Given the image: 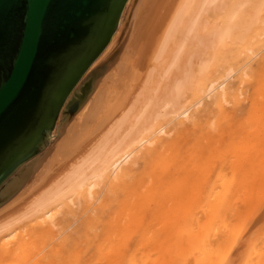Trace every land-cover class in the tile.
Instances as JSON below:
<instances>
[{
	"label": "bare ground",
	"instance_id": "obj_1",
	"mask_svg": "<svg viewBox=\"0 0 264 264\" xmlns=\"http://www.w3.org/2000/svg\"><path fill=\"white\" fill-rule=\"evenodd\" d=\"M139 1L128 0L108 47L64 105L53 133H61L62 121L73 114L69 106L83 79L94 73L103 74L105 67L111 70L100 82L97 80L93 95L76 118L78 122L68 127L51 164L48 163L49 169L46 166L48 171L40 173L34 167L47 156L38 155L18 169L5 185L3 194L11 196L23 189L16 202L33 194L39 197L26 205L21 217L0 226V264H182L184 249L188 247L196 249L195 264H210L218 257L216 253L213 258L209 256L216 251L214 245L223 249L228 244L224 241L230 235L232 212L230 169L237 163L238 172L243 157L236 158L238 161H233L232 166L229 158V171L220 167L224 165L219 164L223 156L219 161L215 159L213 164L220 167L215 178L210 173L204 175L207 170L200 173V161L205 163L203 155L210 150L220 153L216 145L224 141L227 145L223 136L230 133L232 126L244 125L247 118L253 119L252 124L257 120L253 123L255 116L264 118V53L257 64L254 57L256 65L251 61L254 55L243 57L256 53L251 50L253 47L248 52L247 47L255 43V48L258 39L264 40V0H151L139 11L138 20L134 21L137 34L129 40L130 35H125L129 33L128 21ZM127 38L129 47L118 56L123 46L119 42L125 39L126 43ZM240 44L248 53L241 55L244 48L240 49ZM235 66L240 80L233 77ZM216 69L220 71L218 75ZM232 79L239 81L232 83ZM252 79L255 83L249 88L244 85L248 90L254 87L250 93L242 84L249 85ZM243 93L245 100L251 102L250 108L243 105ZM81 103L77 100L78 109ZM231 103L234 106L230 107ZM242 125V129L248 127ZM217 137L225 139L217 144ZM229 145L225 153L228 156L233 152L228 153ZM210 156L208 166L216 157ZM225 156L226 164L229 159ZM260 161L251 162L259 168ZM211 165L204 164L207 169L214 167ZM35 170L39 173L36 176ZM237 172H232L233 178L234 174L240 176ZM153 226L156 238L151 240L156 239L154 245L163 251L153 260L149 255L140 258L132 250V236L136 237L139 231L149 233L155 229ZM121 236H128L123 239L129 243L125 248H130L128 251L114 250L113 245ZM106 245L110 247L108 252ZM210 247L211 251L214 249L212 253ZM185 251L191 255L189 249Z\"/></svg>",
	"mask_w": 264,
	"mask_h": 264
},
{
	"label": "water",
	"instance_id": "obj_2",
	"mask_svg": "<svg viewBox=\"0 0 264 264\" xmlns=\"http://www.w3.org/2000/svg\"><path fill=\"white\" fill-rule=\"evenodd\" d=\"M127 2L0 0V204L14 173L51 144L64 105L108 47Z\"/></svg>",
	"mask_w": 264,
	"mask_h": 264
},
{
	"label": "rangeland",
	"instance_id": "obj_3",
	"mask_svg": "<svg viewBox=\"0 0 264 264\" xmlns=\"http://www.w3.org/2000/svg\"><path fill=\"white\" fill-rule=\"evenodd\" d=\"M151 2V0H140L139 1V3H136L135 4V6H134V14L132 13V15L130 16L131 18H129V21H128V28H127V30L126 31H129V33H127V34H125L126 36H129L130 37V39L129 40H131L132 38H134L135 36H136V34H137V32H136V30H134V28L137 26V22H134V21H137L138 20V15H139V11H143L144 9H145V7H147L148 6V3H150ZM146 4V5H145ZM135 23V24H134ZM262 36H260V38H261ZM263 38H264V36H263ZM125 39H123V41L121 42H119L120 44L122 43V47H121V50H120V52H119V54H118V56L120 55V53L122 54L123 53V51H124V49L126 48V46H128L129 47V45H128V43H129V40H128V38L126 39V43H125V41H124ZM264 41V40H263ZM263 41H262V39L261 40H257V43L258 44H261L262 45V47H264V44H263ZM131 42V41H130ZM256 45V47L254 48V46H255V43H254V46H253V44L250 46V48L249 47H245L246 48V50L247 49H249V51H250V49H251V47H253L251 50H254L256 53L255 54H253V52H252V54H251V52H250V54L247 52V51H244L245 50V48L243 47V45H239L240 46V49H243L242 51L243 52H241V55H242V53H244L245 52V54H246V52L248 53V54H246V55H244L243 57H245V56H249V55H254V56H249V57H251V61H253L252 63L254 64V65H256L257 63H259V56H261V55H263L262 53H264V48H262L261 47V45L259 46V45ZM237 44H235V46H236ZM245 45V44H244ZM258 47V48H257ZM237 48H239L238 47V45H237V47H236V49ZM259 49V50H258ZM259 51H260V53H259ZM262 52V53H261ZM124 53H125V51H124ZM259 53V54H258ZM257 54V55H256ZM256 55V56H255ZM117 56V57H118ZM247 57H245L246 59H247ZM254 57H257L256 59L254 58ZM220 59V58H219ZM219 59H218V61H219ZM250 59V58H249ZM253 59H255V60H257V61H255V60H253ZM254 61H255V63H254ZM220 62V61H219ZM218 64H220V67H221V63H218ZM217 66H219V65H217ZM219 67V69H221V70H223L222 69V67L220 68ZM237 66H235V68H236ZM233 69V71H236V72H233L232 74H233V77H235V78H237L238 77V75H236V73L239 71V69H238V67H237V69ZM217 69H218V67H217ZM217 69H216V71H217ZM218 69V70H219ZM107 70V71H106ZM111 70H109L108 71V69L105 67L103 70H102V73L103 74H100V75H97V74H91V76H89L88 78H86V79H83V82H82V84H81V86H80V89H79V91H77V93L76 94H74V96L72 97V101H71V103H70V106L69 107H72V106H74L75 104H76V102H77V100H81L82 101V103H81V107L78 109V110H76L68 119H66V121H62V123H64V129L61 131V133L57 130H55V132L54 133H52L51 134V136H54V137H49V141H50V145L47 147V148H45L43 151H41L40 152V157H43V156H45V155H47V156H45V157H43V158H45V159H43L42 160V162L40 161V163L38 162L37 163V166H34L35 168H36V170L38 171V172H42V171H48V169H49V166H50V164H51V161H52V159H51V157H52V155H54L55 154V152H57V149H59V144L63 141V139H64V137L67 135L66 133H68V127L70 128L73 124H74V122H78L77 120H76V118L77 119H79V115H80V113H81V110H82V108L84 107V106H86V104L89 102V99H90V97L93 95L92 93H94V88H95V86L97 85V82L99 81H101L103 78H104V76L106 75V72H110ZM220 73V71H217L216 72V74L217 73ZM218 73V74H219ZM217 74V75H218ZM235 74V75H234ZM239 74V73H238ZM237 76V77H236ZM232 77V78H233ZM218 79V78H217ZM238 79H239V77H238ZM98 80V81H97ZM159 79H157L156 81H158ZM235 80H237V79H232V83H234V81ZM240 80V79H239ZM239 80H237V81H239ZM236 81V82H237ZM248 81V80H247ZM246 81V82H247ZM250 81V80H249ZM251 81H253V83H251ZM250 81V84L248 85V84H242L243 85V87H244V89H246V88H249V86L250 85H252V84H254L255 83V80L254 79H252ZM95 85V86H94ZM244 85H246V88H245V86ZM248 86V87H247ZM252 88V89H251ZM254 87L253 86H251L250 87V90H248V89H246L247 91H249L250 93H252V90H254L253 89ZM245 90V92H247ZM248 93V92H247ZM245 95V93H243V102H245V104H243L244 105V107H248V108H250L251 107V102L250 101H248V100H245L246 98H244V97H246V95ZM75 102V103H74ZM246 102H247V104L248 105H246ZM233 103V102H232ZM232 103L231 104H229L230 105V107L231 106H234V105H232ZM68 111V110H67ZM254 111V110H253ZM251 112V111H250ZM258 115V114H257ZM66 116H69V113H67L66 114ZM258 117V116H257ZM256 116H255V118H254V121H253V123L255 122V120H256V122L254 123V124H252L251 122H252V120L253 119H251L250 121L248 120V118L246 119L247 120V122L245 121V122H243V123H245L244 125L245 126H247L248 124L247 123H249V125H248V127H246L245 129H248L249 128V126H250V128L251 129H248V130H246L247 132H243V133H241V131H240V129L241 130H243L242 129V127H240L241 125H242V123H241V125L239 126V125H236V126H232V128H231V130H230V133H226L225 134V136H223V137H225L226 139H227V141H229V143H230V145L228 144V142L226 141V143H227V145L226 144H224L225 143V141L223 142L222 140H224V139H222V140H220V138L221 137H217V139H216V141H214L215 143L217 142V144H218V141L219 142H223V143H220V144H218L219 146H220V148H219V146L218 145H216L218 148H216V150L217 149H221V151H223V152H221L220 150H218V151H220V153L222 154H218V152L216 153L215 152V150L213 151V150H210L211 148H209V150H210V152L209 151H207V152H209V153H211L213 156L215 155L216 157H212L213 158V160H212V158L210 159V161H211V164H209V166L211 165V166H213L214 164L213 163H216L215 161V159H218L217 161H219V159H220V157H222V159L224 160L225 159V155H229V154H225V153H227L226 152V148H228V145H229V149H228V153H230L231 151H233V152H231L230 153V156H228V158L227 159H229V158H232L231 159V161H232V163L230 162V159H229V163L225 160V162H226V164L224 163V161L223 160H221L220 162H219V164L220 165H222L221 163H223L224 165L223 166H220V167H223V168H225V169H227L228 170V168L230 169V167L229 166H232L233 165V161H234V163H235V161H236V158H240V157H243V159L241 158V160H240V162L242 163V167L240 168V166H239V171L237 172V166H238V164L237 163H235V165H237L235 168H233L234 167V165H233V167H231V169H230V180L231 181H234L235 182V184H234V182L232 183L231 181H230V183L231 184H233V185H230L231 187H233L232 189H230V193L233 195V197L232 196H230V210L232 211L231 213H230V222H229V224H228V228H230V235H229V232H228V235L230 236H226V240L224 241V244L226 245V241H227V245L226 246H223L222 244V246H223V249H222V247L221 246H215L214 245V249H216V251L215 252H213L212 253V251L214 250H212L211 251V247H210V252L212 253V255H209V256H212L211 258H213V255H215L214 253H216V256H218L217 258L215 257L214 259H217V260H214L215 262H211L210 264H256V263H259V264H264V149H262V147L264 146V131H263V133H261L262 132V129H263V124H264V118L263 117H258L257 118ZM260 118V119H259ZM262 118H263V120H262ZM261 120L262 122H260L259 120ZM237 121H239V120H237ZM242 121V120H241ZM260 122V123H259ZM230 123H236L235 121L234 122H230ZM258 123V124H257ZM262 123V124H261ZM247 124V125H246ZM262 126H261V125ZM244 125H242V126H244ZM254 126L253 128H252V126ZM257 125L258 126H261V128L260 127H258V128H256L257 127ZM237 126L240 128H238V129H236L237 128ZM244 126V127H245ZM231 127V126H230ZM236 127V128H235ZM233 128L234 129H236V131L238 132V130H239V134L236 132V131H233ZM254 128H256V131H255V129ZM245 129L243 130V131H245ZM252 129H254V130H252ZM258 129L259 130H261V131H258ZM250 130V131H249ZM264 130V129H263ZM65 131V132H64ZM232 131L233 132H235V133H232ZM245 133H246V135H245ZM248 133V134H247ZM250 133H253V135L251 134L250 135ZM242 134V135H241ZM237 135V136H236ZM239 135V136H238ZM244 135V136H243ZM230 136V137H229ZM231 136H233V137H231ZM235 136V137H234ZM209 137V136H208ZM239 137V138H238ZM251 137V138H250ZM257 137H260V138H257ZM52 138V139H51ZM254 138V139H253ZM257 138V139H256ZM238 139V140H237ZM249 139H250V142L251 143H249ZM253 139V140H252ZM237 140V141H236ZM259 140V141H258ZM249 143V144H248ZM252 144V145H251ZM260 144V145H259ZM226 145V148L224 147ZM251 145V146H250ZM263 145V146H262ZM57 146V147H56ZM239 148H238V147ZM258 146V147H257ZM253 147H254V149H253ZM260 147H261V149H260ZM57 148V149H56ZM214 148V149H215ZM264 148V147H263ZM56 149V150H55ZM212 149H213V147H212ZM244 150V151H243ZM206 151L204 152V151H201V152H203V154H205L206 153ZM213 151V152H212ZM225 151V152H224ZM240 151V152H239ZM256 151H260L259 152V154H256L257 152ZM238 152L239 153H241V156H239V154H238ZM253 152H255V153H253ZM209 153H207L209 156L211 155V154H209ZM214 153H216V154H214ZM232 153H234V155L232 154ZM42 154V155H41ZM202 154V155H203ZM220 155L218 158H217V156L218 155ZM224 154V155H223ZM208 155H203V156H205V160H204V157L202 158L203 160H204V162L205 163H201V161H200V164L202 165L203 164V166H202V168L200 167V169H202V171L200 170V173L201 172H205V170H207L208 171V169H210L209 170V172H205V174L204 175H206V173H207V175H208V173H210L209 174V176L211 177V178H215L216 176H217V174H218V171H219V169H220V167L218 166V164H215L214 165V167H211V168H206L205 166H204V164L206 165V166H208V164H206L207 162H208V159H209V157H207ZM211 155V156H212ZM210 156V157H211ZM225 156V157H224ZM239 156V157H238ZM255 156H257V157H255ZM39 157V156H38ZM233 157H234V159H233ZM259 157H262V159L261 158H259ZM208 158V159H207ZM51 159V160H50ZM251 159V160H250ZM260 159V160H262V161H260V163L261 164H259L258 165V163H257V166H259V168H257L255 165L256 164H253V162H255V161H258V160ZM50 161V162H49ZM214 161V162H213ZM223 161V162H222ZM238 161V160H237ZM236 161V162H237ZM244 161V162H243ZM251 161H253V162H251ZM251 162V163H250ZM262 162H263V164H262ZM48 163H50V164H48ZM231 163V165H227V164H230ZM239 163V162H238ZM256 163V162H255ZM39 164V165H38ZM49 165V166H48ZM200 165V166H201ZM228 166V168H227V166ZM239 165H241V164H239ZM262 165V166H261ZM46 166H47V168H46ZM208 166V167H209ZM216 166V167H215ZM217 166L219 167L218 169H214V168H217ZM205 167V168H204ZM256 169H255V168ZM260 167H261V171L259 170L260 169ZM250 169V171L248 172L247 170H249ZM34 169V168H33ZM242 170V172H241V170ZM257 169H258V171H257ZM263 169V170H262ZM35 170V172H34V174H35V176L37 175V171ZM204 170V171H203ZM216 171V172H214V176L212 175L213 173H212V171ZM235 170V171H234ZM254 170V171H253ZM211 171V172H210ZM229 171V170H228ZM232 172H234L235 174H236V172H237V174L238 173H240V176H239V174L238 175H235L234 174V176H236V177H238V178H236V177H232L233 176V173ZM243 172H245V173H243ZM252 172H253V175H252ZM256 172V173H255ZM258 172H260L259 174H258ZM203 173H201V174H203ZM215 173H216V175H215ZM247 173V174H246ZM251 173V174H250ZM254 173L256 174V175H254ZM39 174V173H38ZM257 174H258V176H257ZM262 174V175H261ZM204 175H201V176H204ZM243 175V176H242ZM249 175V176H248ZM259 175H261V176H259ZM208 176V177H209ZM246 178H245V177ZM252 176V177H251ZM257 176V179L255 178ZM263 176V177H262ZM239 177H241L240 178V180H239ZM258 177H260V179L258 178ZM236 178V179H235ZM243 179V180H242ZM247 181H246V180ZM255 179H256V182H255ZM259 179V180H258ZM236 180H237V182H236ZM239 180V181H238ZM245 180V181H244ZM249 180V181H248ZM263 180V181H262ZM262 181V182H261ZM238 182L240 183V184H238ZM254 182H255V184H254ZM258 182V183H257ZM245 183V184H244ZM259 183H260V185H259ZM236 184H238V186L236 185ZM244 186H243V185ZM256 185H258L259 187H257ZM235 186H237V188H235ZM242 186V187H241ZM249 186V187H248ZM250 186H252V187H250ZM230 187V188H231ZM247 188V189H246ZM252 188H253V190H252ZM256 188H259L258 190L256 189ZM245 189V190H244ZM256 189V190H255ZM261 189V190H260ZM21 190H23V189H21ZM21 190H19V191H17L18 193H15V195L13 196H10L9 198H8V200H5L4 202H2L1 204H0V226L2 225V224H4V223H6V222H8V221H10V220H14V219H18L19 217H21L22 216V214H23V212H24V210L26 209V205L29 203L30 204V202L32 201V199L34 200V199H36L35 197L37 196V197H39L38 195L39 194H33V195H29L30 197H28V198H25V200H22V201H17L16 202V200H15V198L17 199V197H18V195L21 193ZM236 190H238L237 192V197H236V195L235 194H233ZM243 190V191H242ZM248 190V191H247ZM247 191V192H246ZM251 191V193H249ZM253 191H255V192H253ZM257 191V192H256ZM236 193V192H235ZM248 195H247V194ZM257 193V194H256ZM230 194V195H231ZM242 194V196L240 197V195ZM243 194L245 195V196H243ZM247 195V196H246ZM234 196H235V198H234ZM248 196H250V197H248ZM12 197V198H11ZM232 197V198H231ZM10 198H11V200H10ZM237 198V199H236ZM14 199V201L16 202V203H14V201H12ZM232 199L233 200H235V201H233L232 202ZM13 203V204H11L10 206H9V204L10 203ZM236 203V204H235ZM28 204V205H29ZM232 204V205H231ZM235 204V205H234ZM28 205H27V207H28ZM237 205V206H236ZM9 206V207H8ZM4 207V208H3ZM6 208V209H5ZM234 209V210H233ZM236 210V211H235ZM235 211V212H234ZM240 211V212H239ZM234 215V216H233ZM242 215V216H241ZM237 216V217H236ZM239 217V218H238ZM238 218V219H237ZM231 224V225H230ZM22 224L21 223H19L18 224V226H21ZM154 227V226H153ZM155 229L153 230V228L150 230V232L148 233H145V232H142L141 234L139 233V232H137L138 234L136 235V237H137V239H136V237H134V236H132V239L133 240H131L130 242H132L131 244L134 246L133 248L134 249H132V250H134L136 253L138 252V254H139V256H140V258H145V255H149V259L150 260H153V259H156L155 257H157L160 253H162V251H163V249L162 248H158V246L157 245H154V244H157L155 241H156V239H154V241L152 242V240H153V237H155L156 236V232H155V230H156V227H154ZM154 232H153V231ZM229 230V229H228ZM153 233V235H152V233ZM127 234V233H126ZM141 236H140V235ZM147 234H149L148 236H146ZM155 234V235H154ZM128 235V234H127ZM146 236V237H145ZM122 237V236H121ZM128 237V236H127ZM126 236H124V237H122V238H120L119 240H117V243H116V241H115V245H113V247L115 248L114 250H116V251H118V252H120V250L121 251H125V250H129V249H125V248H127V245L129 244H127V243H125V240L123 241V239H125V238H127ZM134 237V238H133ZM141 237V238H140ZM148 237V238H147ZM229 237V238H228ZM156 238V237H155ZM121 239H122V241H121ZM144 239H146V240H144ZM152 239V240H151ZM150 240V241H149ZM229 240V241H228ZM120 243H119V242ZM143 241L145 242V243H143ZM140 242H142V243H140ZM147 243H149V245L147 244ZM153 243V244H152ZM127 244V245H126ZM215 244V243H214ZM213 245V244H212ZM157 246V247H156ZM123 247V248H122ZM192 247V246H191ZM216 247H218V248H216ZM221 247V248H220ZM194 248V247H193ZM225 248V249H224ZM125 249V250H124ZM190 250L191 251V255H189L188 254V252L187 251H185V250ZM195 249V248H194ZM194 249H190L189 247L188 248H186V249H184V254L185 255H183V261H182V259H181V261H182V264H183V262H187L188 264H190V262H191V264H195L194 262H195V259H197L198 257L196 256L197 254H196V249L194 250ZM110 250V247L109 246H107L106 245V252H108ZM131 250V251H132ZM161 250V251H160ZM222 252H221V251ZM167 251V250H166ZM193 251H195V254H193L194 252ZM130 252V251H129ZM128 252V253H129ZM209 252V253H210ZM210 253V254H211ZM261 254V255H260ZM144 255V257H142ZM186 255H189V257L187 256L186 257ZM195 255V256H194ZM106 257L108 256V253H106V255H105ZM184 256H185V258H187V259H184ZM194 256V257H193ZM261 256V257H260ZM193 257V258H192ZM190 258H191V260H190ZM209 258V257H208ZM211 258H209V260H211ZM194 259V260H193ZM260 259V260H259ZM106 261H108V259L106 258L105 259ZM149 260V261H150ZM179 260L180 259H176L175 261L176 262H179ZM186 260V261H185ZM106 261H105V263H106ZM189 261V262H188ZM206 261H208V259H206ZM213 261V260H212ZM257 261H259V262H257ZM209 262V261H208ZM108 263V262H107ZM205 262H203V264H204ZM205 264H209V263H205Z\"/></svg>",
	"mask_w": 264,
	"mask_h": 264
}]
</instances>
